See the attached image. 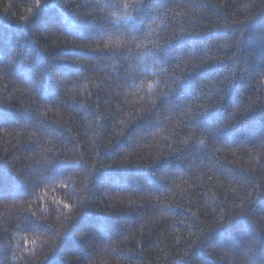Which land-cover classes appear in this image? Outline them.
Listing matches in <instances>:
<instances>
[{"label":"trees","instance_id":"obj_1","mask_svg":"<svg viewBox=\"0 0 264 264\" xmlns=\"http://www.w3.org/2000/svg\"><path fill=\"white\" fill-rule=\"evenodd\" d=\"M0 264H264V0H0Z\"/></svg>","mask_w":264,"mask_h":264}]
</instances>
